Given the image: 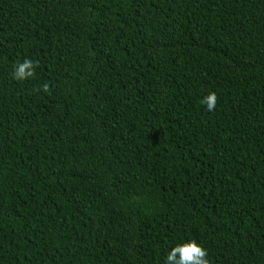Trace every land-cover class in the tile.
I'll return each mask as SVG.
<instances>
[{
	"label": "trees",
	"instance_id": "trees-1",
	"mask_svg": "<svg viewBox=\"0 0 264 264\" xmlns=\"http://www.w3.org/2000/svg\"><path fill=\"white\" fill-rule=\"evenodd\" d=\"M189 239L264 264V0H0V264Z\"/></svg>",
	"mask_w": 264,
	"mask_h": 264
},
{
	"label": "clouds",
	"instance_id": "clouds-1",
	"mask_svg": "<svg viewBox=\"0 0 264 264\" xmlns=\"http://www.w3.org/2000/svg\"><path fill=\"white\" fill-rule=\"evenodd\" d=\"M36 62L24 59L23 62L14 66L13 77L16 80L22 81L33 75V66ZM45 88L47 85L44 86ZM215 93H209L201 101L211 111L215 107ZM207 250L194 239H189L182 243H178L165 257V264H208L206 259Z\"/></svg>",
	"mask_w": 264,
	"mask_h": 264
}]
</instances>
